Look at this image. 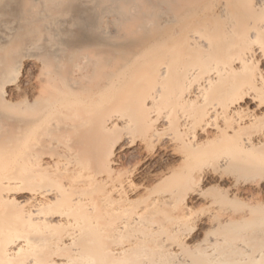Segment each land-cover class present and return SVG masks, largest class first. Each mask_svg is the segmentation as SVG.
<instances>
[{
	"label": "bare ground",
	"instance_id": "obj_1",
	"mask_svg": "<svg viewBox=\"0 0 264 264\" xmlns=\"http://www.w3.org/2000/svg\"><path fill=\"white\" fill-rule=\"evenodd\" d=\"M263 65L264 0H0V264H264Z\"/></svg>",
	"mask_w": 264,
	"mask_h": 264
},
{
	"label": "rangeland",
	"instance_id": "obj_2",
	"mask_svg": "<svg viewBox=\"0 0 264 264\" xmlns=\"http://www.w3.org/2000/svg\"><path fill=\"white\" fill-rule=\"evenodd\" d=\"M37 66L38 65H37V63L35 64V61L34 62H33V60L28 61L27 64L25 65L24 69H23L24 73L26 74L25 77L29 78V77L36 75L39 72V68H38L39 66L38 67ZM262 69H263L262 73L264 75V65L262 66ZM249 109H253V106L252 107L250 106ZM153 150L158 154L161 153V151L159 150V147L157 148V146L155 148H153ZM147 154H148V152L145 149H143L142 147L141 148L138 147V143H136L133 147H131L130 149H127L126 152H123L124 157L121 161L122 165H123V167H125V168L128 167L129 169H132L134 166L133 169H138L139 171H141V168H142V170H144L143 172H145L147 169L146 167H149L150 169L153 168L152 166L153 165L155 166L156 165L155 162L157 161V158H150L149 159ZM144 157H146V158H144ZM142 158H144V159H142ZM143 172L141 171V173H143ZM139 179H140L139 174L137 175V177L135 175L134 182L135 183L137 182L136 184H138V182H140ZM199 206L200 207H198V205H197V208L195 207V210H197V209L200 210L201 205H199Z\"/></svg>",
	"mask_w": 264,
	"mask_h": 264
}]
</instances>
